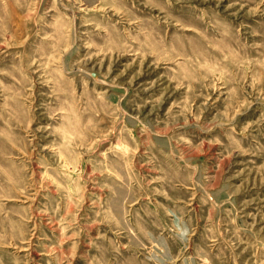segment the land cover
I'll return each instance as SVG.
<instances>
[{
  "label": "rangeland",
  "instance_id": "1",
  "mask_svg": "<svg viewBox=\"0 0 264 264\" xmlns=\"http://www.w3.org/2000/svg\"><path fill=\"white\" fill-rule=\"evenodd\" d=\"M0 264H264V0H0Z\"/></svg>",
  "mask_w": 264,
  "mask_h": 264
},
{
  "label": "bare ground",
  "instance_id": "2",
  "mask_svg": "<svg viewBox=\"0 0 264 264\" xmlns=\"http://www.w3.org/2000/svg\"><path fill=\"white\" fill-rule=\"evenodd\" d=\"M150 84V83H149ZM148 86V85H147Z\"/></svg>",
  "mask_w": 264,
  "mask_h": 264
}]
</instances>
